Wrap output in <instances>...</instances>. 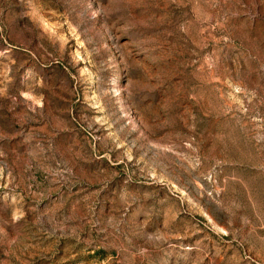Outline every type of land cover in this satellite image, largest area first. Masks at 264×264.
Returning a JSON list of instances; mask_svg holds the SVG:
<instances>
[{
  "label": "rangeland",
  "instance_id": "rangeland-1",
  "mask_svg": "<svg viewBox=\"0 0 264 264\" xmlns=\"http://www.w3.org/2000/svg\"><path fill=\"white\" fill-rule=\"evenodd\" d=\"M0 264H264V0H0Z\"/></svg>",
  "mask_w": 264,
  "mask_h": 264
}]
</instances>
